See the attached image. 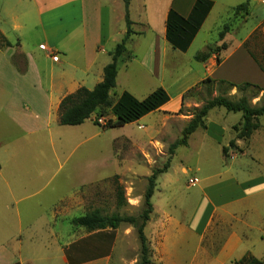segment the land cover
Instances as JSON below:
<instances>
[{"label":"crops","instance_id":"crops-1","mask_svg":"<svg viewBox=\"0 0 264 264\" xmlns=\"http://www.w3.org/2000/svg\"><path fill=\"white\" fill-rule=\"evenodd\" d=\"M16 1L35 3L38 16L32 19L28 6H24L26 12L23 18L18 15L7 18L18 37L16 42H12L8 34L0 29L12 44L0 49V54L4 58L8 54L10 57L18 54L27 64L20 69L10 65L0 68V264H125L123 253L116 257V252L118 245L120 248L125 245L126 232L129 238L136 234L132 225L89 232L72 223L78 218L75 216L78 213L84 216V213L101 211V183L112 177V174L102 176L101 169L107 166L101 163L100 145H95V136L86 131L88 122L94 123L96 115L78 126H62L59 122L60 104L67 95L86 87L91 74L96 75V85L103 80L104 68L112 62L111 52L127 33L124 0ZM129 1L134 33L127 42L126 58L119 62L118 78L122 69L128 72L132 66L136 69L135 63H139L140 68L150 76L155 74V70L158 73L171 69L175 71L181 57L189 52L216 8L222 4L221 0H209L213 2L211 11L188 49L182 51L174 48L167 38V20L171 11L188 18L198 0ZM255 1L259 0L246 2L249 4L248 14L241 12L236 15V18L242 19L238 27L249 21L251 3ZM223 4L230 10V15L241 5ZM259 27L252 29L234 46L236 40L233 36L237 31L231 24L224 40L219 37L212 46L218 48L226 44V48L212 54L208 61L199 62L195 56L212 48L205 45V50L195 53L193 58L205 68L207 78L242 84L233 78V73L222 78H213L212 74L227 63L233 71L243 70L252 63L259 67L245 46L246 40ZM36 28L43 34L42 42H38L41 38L32 32ZM140 39L151 40L146 44L143 60H139L136 53V44ZM30 41L32 45L39 43L38 47L45 52L46 58L57 56L58 61L54 62H61L62 50L68 61L73 58V62L78 64L65 66L66 62H63L62 70L56 75L53 67L47 70L38 64L41 55L31 48L26 49V43ZM133 45L135 49H132ZM217 57L221 60L220 64H217ZM12 72L23 79L17 85L7 80ZM260 85L264 88V84ZM185 91L176 92L173 101L169 95L170 101L159 111H173L182 103ZM129 93L135 97L134 93ZM174 103L175 107H170ZM106 119L115 117L108 113L106 118H102V124ZM216 125V130L207 126L206 136L222 144L227 129ZM189 146L190 141L186 147ZM83 155H87V159ZM106 162L109 166L114 161L108 158ZM170 168L157 180L152 198L154 211L145 228L152 264H176L180 260L195 264L197 252L204 248L207 254L218 249L215 250L218 256L209 258L210 264H235L248 254L258 258L251 250L257 242H252L251 237L235 229L231 221L243 223V229L254 228L245 220H249L248 217L255 212L252 201L264 194V177L243 180L229 170L194 177L188 184V188L196 189V197H192L190 202L192 214L185 220H178L171 211L179 208L170 203L174 200L170 185L174 181L169 180L166 184V181H160V178L168 176ZM140 200L133 199V202ZM238 205L242 207L237 208ZM178 206L182 208V205ZM260 238L264 241L263 236ZM189 250L193 252L190 254ZM183 251L187 252L188 259L183 256ZM258 259L262 260L261 257Z\"/></svg>","mask_w":264,"mask_h":264},{"label":"rangeland","instance_id":"rangeland-1","mask_svg":"<svg viewBox=\"0 0 264 264\" xmlns=\"http://www.w3.org/2000/svg\"><path fill=\"white\" fill-rule=\"evenodd\" d=\"M222 3L218 6L206 24L203 31L200 33L197 41L189 50V52L181 57V63L174 70L169 72H159L155 70L153 76L148 75L143 69L140 68L139 63L130 67L129 72L126 69H122L119 73L118 85L112 92L113 98L116 99V95H120L123 91H129L135 94V97L139 100H143L147 94L153 92L159 87L165 88V90L172 97V101L175 100L176 92L186 89V93L189 90H193L188 96L182 99V103L179 104L173 111L163 112L157 111L145 116L142 120L126 125L124 127L104 129L101 126L88 122L86 131L90 135L95 136V145H100L101 153L100 160L104 167L101 169L102 176L112 174L110 180L102 181V190L100 192L101 197V212L104 215H111L113 213L120 215H133L139 216L144 209V194L148 188V179L152 174L159 169H163L170 158L169 148L178 139L182 137V132L188 123L194 117L196 108H201L208 100L217 97L219 95L230 98L237 101L241 97H247L252 106L264 105V88L258 90L254 86L244 91H238L237 88H232L227 84H216L213 87L198 86L203 79L208 75L202 64L194 60L193 55L204 49L205 45L210 47L214 46L219 40V32L226 23H230L236 29L237 33H234L233 40L234 46H237L241 40L247 36V34L254 28L259 27L254 34L246 40L245 46L253 54L259 62L264 66V0H259L251 3V13L249 21L243 24L242 27H238L241 24L240 18L230 15V10L223 3H233L235 6L246 3L248 0H221ZM261 3V4H258ZM24 6H28L31 14L30 17L34 19L38 16V8L35 3H18L16 0H0V29L2 28L10 37L12 42H16L17 35L12 31V24L7 19L10 15L24 17L26 10ZM25 10V11H24ZM6 11V12H5ZM41 20V17H40ZM32 32H36V37H39L38 42L44 40L43 34L40 29L36 28ZM32 38V37H30ZM18 41V40H17ZM151 41V40H150ZM149 40L140 39L136 44V53L138 59L143 60L144 51L147 48ZM26 49L30 48L33 52L41 55L38 64L43 68L49 70L54 68L56 75L62 70V63L78 64L73 62V58L68 61L64 57V51L60 50L61 62H54L52 57H45V52L39 49V43L32 42L26 43ZM222 46V45H221ZM219 46V47H221ZM129 47V46H128ZM132 49H135L134 45ZM217 49V47H212ZM131 50V48H129ZM159 56V54L157 55ZM39 58V57H38ZM147 59V58H146ZM22 56L14 54L12 57L7 56L4 58L0 54V68L3 65H10L12 68L18 67L25 68L27 66ZM217 64L218 61H217ZM248 65V66H247ZM243 70L233 71L232 66L229 63L225 64L219 69L213 71V78H222V76L232 74L234 79L240 83H251L257 86L264 84V75L256 66V64H247ZM126 70V71H125ZM7 80L17 85L20 79V75L16 73H10ZM2 79L0 78V82ZM96 75L91 74L90 78L86 82V88L92 90L96 86ZM259 84V85H258ZM256 86V87H257ZM148 92V93H147ZM147 93L146 95H144ZM116 94V95H115ZM176 103L171 104L170 107H175ZM108 119H106L107 121ZM104 120V122L106 123ZM207 126L209 125L212 130L217 129V125L224 126L227 131L225 132L223 143L220 144L212 137L206 136L207 129H198L192 136L189 147H180L172 157L171 168L168 176L160 178L162 183L166 184L169 180L174 181L172 185L174 200L170 203L176 205L177 210L171 212L174 216L180 220L189 218L192 214V197H196V189L188 188L189 181L194 177L207 176L217 174L226 170L231 171L238 176L239 179L253 178L258 176L264 177V116L259 119L260 128L256 130L249 139H237V132L235 126L242 123L241 113H229L224 108H215L210 111L207 118ZM104 123V124H105ZM141 126H144L142 128ZM155 127V129H151ZM235 141V146H230L231 141ZM229 147L228 156L223 154V146ZM231 151V152H230ZM86 154V153H84ZM238 154V155H237ZM84 159H87V155H83ZM97 156V154H96ZM230 159V157H235ZM110 158L113 163L108 166L107 159ZM97 159V157H96ZM200 168L198 171L197 168ZM187 170V173H185ZM162 175V174H161ZM217 180V179H215ZM118 190L124 192V197L127 200L123 206H120L118 201ZM96 196V194H95ZM142 196V197H141ZM140 201L133 202V199ZM157 201V199H156ZM133 203L134 205H129ZM247 203V202H246ZM255 209L254 213L248 217L253 229H243V223L231 221V225L235 229H240L242 233L251 237L252 242H257L256 247H251V250L255 252L257 257H261L264 260V241L261 236L264 237V194L257 196L253 201ZM178 205H182V208ZM237 208L242 205L236 206ZM168 209V207H167ZM83 214L78 213L77 217H81ZM85 215V213H84ZM125 225V224H123ZM127 225V224H126ZM227 225V224H226ZM230 226V224H228ZM242 227V229H241ZM123 228V226H122ZM125 239V245L127 248L119 247L116 252V257L120 256V252L123 253V257L128 264H138L141 256V245L137 235L134 234L132 238ZM249 246V245H248ZM205 248L197 252V261L195 264H210V257L218 256L217 248L210 250V253H205ZM192 250H189L191 254ZM183 256L188 259V254L183 251ZM125 262V264H126ZM46 264H54L46 263ZM153 264H158L153 262ZM176 264H186L183 260H180ZM214 264V263H213Z\"/></svg>","mask_w":264,"mask_h":264},{"label":"trees","instance_id":"trees-1","mask_svg":"<svg viewBox=\"0 0 264 264\" xmlns=\"http://www.w3.org/2000/svg\"><path fill=\"white\" fill-rule=\"evenodd\" d=\"M125 3V19L127 25V33L121 43L111 52L112 62L104 68L103 80L98 83L92 90L81 87L74 93L67 95L60 104V118L59 122L62 126H78L85 123L93 115H96L93 121L95 125L101 126L104 129L124 127L128 124L138 122L146 115L159 111L162 106L170 101V96L163 88H159L152 92L144 100H138L132 94L125 91L116 99L113 98L112 92L117 87V78L119 70V62L125 59L127 52V42L134 33L132 26L133 22L129 16V0H124ZM213 7V2L209 0H198L188 18L180 16L175 11H171L167 20V38L174 48L186 51L193 41L195 35L201 28L205 18ZM249 4L244 3L233 10V16L244 12L248 14ZM231 24H226L220 32V40L223 41L226 34L230 31ZM12 44L0 32V49L11 47ZM226 48V44L218 47L216 50L210 48L207 52L198 53L195 59L199 62H206L214 53H218L221 49ZM253 59L264 72V66L256 58L255 54L251 52ZM125 57V58H124ZM128 57V56H127ZM220 64L221 60L217 57ZM216 84H227L232 88H237L238 91H244L254 86L258 90H263L261 87L251 84L242 83L235 84L224 80H215L207 78L198 86L213 87ZM257 86V87H256ZM196 88V87H195ZM193 88V90H195ZM189 90L187 94L193 92ZM215 108H224L229 113H241L242 123L235 126L237 132V139H249L252 134L260 128L259 119L264 116V105L252 106L247 97H241L234 101L228 97L219 95L208 100L201 108H196L194 117L184 128L182 137L176 140L169 148L170 158L163 169L156 170L148 179V188L144 194V209L139 216L120 215L113 213L111 215H104L101 211L95 210L84 216L75 218L72 223L78 227H84L87 231L93 232L96 230H103L107 228L117 229L123 224L132 225L137 232L140 245L141 256L138 264H152V252L145 235V228L151 215L154 211L152 198L157 186V180L161 174L168 172L171 167L172 157L176 150L180 147L189 145L190 137L198 129H207V118L211 110ZM108 113H111L115 119H108L105 124L100 123V119L106 118ZM230 146H235V141L230 142ZM229 147L223 148V154L228 156ZM118 201L120 206L127 204L124 197V192L118 190ZM235 264H264L260 260L250 254L237 261Z\"/></svg>","mask_w":264,"mask_h":264},{"label":"built area","instance_id":"built-area-1","mask_svg":"<svg viewBox=\"0 0 264 264\" xmlns=\"http://www.w3.org/2000/svg\"><path fill=\"white\" fill-rule=\"evenodd\" d=\"M52 58H53L54 61H58V57L57 56L53 55ZM99 121H100V123H103V120L102 119H100Z\"/></svg>","mask_w":264,"mask_h":264}]
</instances>
